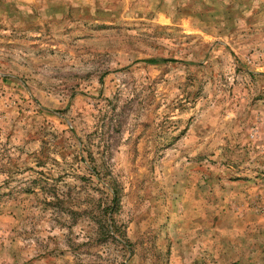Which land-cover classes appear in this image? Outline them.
<instances>
[{"label": "rangeland", "instance_id": "obj_1", "mask_svg": "<svg viewBox=\"0 0 264 264\" xmlns=\"http://www.w3.org/2000/svg\"><path fill=\"white\" fill-rule=\"evenodd\" d=\"M0 264H264V0H0Z\"/></svg>", "mask_w": 264, "mask_h": 264}, {"label": "trees", "instance_id": "obj_2", "mask_svg": "<svg viewBox=\"0 0 264 264\" xmlns=\"http://www.w3.org/2000/svg\"><path fill=\"white\" fill-rule=\"evenodd\" d=\"M171 60H174V59H161L160 61H163V62H166V61H171ZM150 62H158L159 60H156V59H151L149 60ZM113 205H117L118 204V201H119V192L117 189H113Z\"/></svg>", "mask_w": 264, "mask_h": 264}]
</instances>
